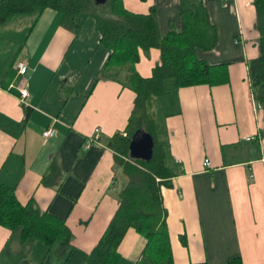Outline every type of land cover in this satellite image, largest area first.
Listing matches in <instances>:
<instances>
[{
	"label": "crops",
	"instance_id": "crops-1",
	"mask_svg": "<svg viewBox=\"0 0 264 264\" xmlns=\"http://www.w3.org/2000/svg\"><path fill=\"white\" fill-rule=\"evenodd\" d=\"M203 1L218 41L197 54L227 68L228 81L179 86L167 78L166 92L154 98L158 140L173 173L162 193L174 261L229 264L239 255L244 264H264V108L253 97L247 65L259 53L257 10L254 0ZM123 2L139 13L155 6L162 35L182 26L180 0ZM61 19L58 9L46 7L0 22V182L14 186L23 203L33 199L42 210L65 217L72 243L90 251L128 180L107 140L125 129L136 92L100 77L111 49L93 17L78 31ZM19 59L27 60L28 74L18 72ZM160 61L158 47L140 48L136 67L150 76ZM24 86L30 93L22 101ZM49 126L56 132L45 137ZM97 127L100 140L87 147ZM146 242L128 228L118 247L121 263L135 264ZM39 243L23 241L0 224V264H9L6 252H20L23 244L34 246L41 261L47 248ZM29 257L24 264H31Z\"/></svg>",
	"mask_w": 264,
	"mask_h": 264
},
{
	"label": "trees",
	"instance_id": "trees-1",
	"mask_svg": "<svg viewBox=\"0 0 264 264\" xmlns=\"http://www.w3.org/2000/svg\"><path fill=\"white\" fill-rule=\"evenodd\" d=\"M257 10L256 26L259 53L247 59L251 90L256 102L264 108V0H254ZM53 7L62 13V24L78 31L86 17H93L101 32V41L110 55L100 77L113 78L136 92L134 106L125 127L127 135L117 131L107 144L115 151L116 161L128 176L118 199L119 206L110 223L90 251L72 243V231L65 217L42 210L33 199L23 203L15 187L0 182V224L12 231L20 229L23 241L37 239L46 248L44 258L36 264H54L51 252L59 242L62 264H122L118 247L130 227L142 233L147 242L135 264H175L169 228L168 208L162 187L172 185V171L166 163L164 145L158 140L154 98L165 93V80L175 78L179 86L197 83H223L229 72L223 65H210L197 54L199 48L215 47L218 34L203 0H180L182 26L172 28L166 35L159 29L156 7L139 13L125 7L123 0H0V22L14 13ZM161 50V61L153 67L152 75L143 76L136 67L140 48ZM145 127L155 140L150 160L129 155V143L134 131ZM44 182L51 183L48 177ZM30 264V263H28ZM186 264H208L190 261ZM229 264H244L235 256Z\"/></svg>",
	"mask_w": 264,
	"mask_h": 264
},
{
	"label": "water",
	"instance_id": "water-1",
	"mask_svg": "<svg viewBox=\"0 0 264 264\" xmlns=\"http://www.w3.org/2000/svg\"><path fill=\"white\" fill-rule=\"evenodd\" d=\"M96 3H106L107 0H95ZM154 136L145 127L137 128L131 136L129 155L133 158L150 160L154 154Z\"/></svg>",
	"mask_w": 264,
	"mask_h": 264
},
{
	"label": "rangeland",
	"instance_id": "rangeland-1",
	"mask_svg": "<svg viewBox=\"0 0 264 264\" xmlns=\"http://www.w3.org/2000/svg\"><path fill=\"white\" fill-rule=\"evenodd\" d=\"M125 184H126V182L123 184V187H124ZM14 235H17V236L20 237V229L19 228H16L14 230ZM17 241H18V238L15 237L12 240V242L10 244V247L14 248V244H16ZM28 245L29 244H23L22 250L20 252L16 251L17 253H11L10 251L6 252V255L8 256V263L9 264H24V259L23 258L29 257V255H31L32 257H29L30 258L29 262H31V264H36L37 261H39V258L34 253V251H35L33 249L34 246L32 248H29ZM37 245L41 246L42 248H45L44 244H42L43 246L40 243L37 244ZM57 245H59V242H57L54 245L53 251L51 252L54 264H59V262L61 261V253H59V247ZM5 251H7V249H5ZM24 254H26L25 257H23Z\"/></svg>",
	"mask_w": 264,
	"mask_h": 264
},
{
	"label": "built area",
	"instance_id": "built-area-1",
	"mask_svg": "<svg viewBox=\"0 0 264 264\" xmlns=\"http://www.w3.org/2000/svg\"><path fill=\"white\" fill-rule=\"evenodd\" d=\"M16 67L18 69V72L22 75H26L28 74L29 72V65L27 63V60L26 59H19L17 62H16ZM30 91L28 89L27 86H24V87H21L20 88V92H19V98L22 100V101H25V98L29 95ZM258 104L259 107H263L262 104L256 102ZM56 132V128L53 127V126H49L44 132H43V135L45 137H49L51 135H53L54 133ZM122 133L124 135H127V131L125 129L122 130ZM100 136H101V130L99 127H97L95 129V133L93 135H90L86 141H85V145L87 147H89L92 142H99L100 140ZM250 138V137H248ZM204 163L206 165H208L210 163V159L209 158H206Z\"/></svg>",
	"mask_w": 264,
	"mask_h": 264
}]
</instances>
